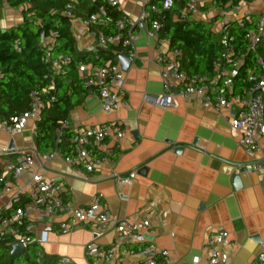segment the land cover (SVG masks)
<instances>
[{
    "label": "crops",
    "instance_id": "0c3cea01",
    "mask_svg": "<svg viewBox=\"0 0 264 264\" xmlns=\"http://www.w3.org/2000/svg\"><path fill=\"white\" fill-rule=\"evenodd\" d=\"M235 2L250 20L264 8V3L258 0ZM223 9L220 4H206L192 21L213 22L214 26L222 20ZM117 10L121 16L134 20L141 12L139 4L132 0H121ZM22 19L21 10L4 7L0 28L9 31ZM80 20L75 17L71 22L76 48L94 58L106 48L99 47L88 33L75 35ZM145 29L137 25L133 30L137 57L124 72L126 105L106 114L96 93L88 90L82 93L81 104L68 114V128L73 134L105 124L121 129L123 139L110 146L108 161L90 173L83 169L77 173L65 163L66 156L55 149L47 153L56 151L52 158L43 161V155L35 148L37 123L34 126L29 123L11 135L0 131V176L25 186L38 174L59 183L63 201L73 207H87L99 196L101 208L112 219L146 218L151 223L154 242L167 250L176 263H189L193 257L201 256L208 233L223 230L235 244L233 249L226 250L229 264H252L264 247V136L259 140L260 150L247 153L239 144L240 133L230 128V119L237 108L218 113L204 109L200 99H183L180 87L175 88L173 107L161 109L151 104L150 100L161 92V65L157 57H166L171 49L168 40L159 39L158 35L149 38ZM114 63H118L117 57ZM210 79L216 80L214 75ZM11 143L14 150L31 153L33 161L16 181L3 172L4 166L15 160L13 155L3 154ZM176 145L183 146L180 152L175 151ZM241 165H247L242 172ZM133 171L135 177L130 184L114 179L115 175L125 177ZM235 176L240 182L237 188L233 184ZM4 203L2 199L0 206ZM110 227L99 238V245L112 242V224ZM91 238L90 227L82 224L65 234H49L46 244L30 246L36 247L32 254L24 250L12 257L13 242H8L7 253L12 259H26L30 255V264H36L37 250L42 251L49 264L58 257H66L72 264H88L84 246Z\"/></svg>",
    "mask_w": 264,
    "mask_h": 264
},
{
    "label": "built area",
    "instance_id": "2783aa9c",
    "mask_svg": "<svg viewBox=\"0 0 264 264\" xmlns=\"http://www.w3.org/2000/svg\"><path fill=\"white\" fill-rule=\"evenodd\" d=\"M96 2L97 0H91ZM139 4L141 12L137 19L121 16L114 20L111 13L103 6L86 18L80 20L75 35L90 34L101 48H120L118 54H124L134 61L137 57L133 30L137 25L146 29L149 38H155L162 28L161 19H151V13L161 14L172 6L171 0H163L160 6H150V0H132ZM236 0H190L180 12L181 20H195L200 15L201 7L212 3L224 7L222 20L212 27L217 34L222 54L213 60L215 81L207 76L187 77L180 69L177 58L180 55L176 49L171 50L166 57L158 56L161 65V92L150 100L154 106L165 109L174 106L175 88L180 87L179 95L183 99L197 98L202 101L204 109L215 112L221 110L237 112L230 119V128L240 133L239 144L247 153L260 150L259 140L264 136V8L254 20L242 12ZM264 3V0H258ZM121 0H107L112 8H119ZM62 14L72 22L75 18L73 7L67 4ZM240 14V16H239ZM115 23L117 33L103 34L98 31ZM232 25L245 29L240 45L237 36L232 31ZM55 33L52 34L54 36ZM116 55V56H117ZM250 57V59H249ZM97 60V56L94 57ZM70 62L68 57L45 60V64L59 73L62 67ZM247 68L245 81L247 88L241 94H233L232 88L239 78L243 67ZM77 70L84 79L87 90H93L100 101L101 109L108 114L120 105H126L124 89V72L118 63L106 62L102 66L90 64L79 65ZM49 75H45L47 79ZM53 84L51 82V89ZM29 107L25 112L13 115L8 119L0 117V131L14 134L23 130L29 123L36 125L42 112L54 102V96L49 92L30 93ZM68 127L64 121L56 130V142L59 143L63 130ZM121 129L113 124H105L85 128L74 135L72 139V155L64 161L76 169L92 172L95 167L108 161L112 144H119L123 139ZM54 153L42 156L43 161L52 158ZM4 155H13V163L4 166L5 175L12 181L20 178L32 165V155L29 152L7 150ZM37 155V154H36ZM135 177V171L128 176H114L121 184H130ZM0 245L13 242L23 250L31 245L47 243L51 233L65 234L71 228L88 225L92 238L84 246V255L88 264H229L226 250L233 249L235 244L229 240L228 233L223 230H213L201 246V256L193 257L189 263L172 261L170 253L161 249L153 240V231L148 219L129 220L112 219L108 212L100 206V197L93 199L87 207H73L64 202L62 189L55 180H45L34 174L25 186L15 185L4 176H0ZM59 219V220H58ZM58 220L57 222H55ZM112 224L113 240L108 245H99V238L110 231ZM36 264H49L41 250L35 253ZM53 264H72L66 257H58ZM252 264H264V247L255 256Z\"/></svg>",
    "mask_w": 264,
    "mask_h": 264
},
{
    "label": "trees",
    "instance_id": "16d2710c",
    "mask_svg": "<svg viewBox=\"0 0 264 264\" xmlns=\"http://www.w3.org/2000/svg\"><path fill=\"white\" fill-rule=\"evenodd\" d=\"M163 0H150V6H160ZM172 6L161 14L151 13V19H161L162 28L158 31L159 39H166L171 50L179 52L177 58L180 69L187 77L215 74L213 60L222 54L217 34L212 31L213 22L181 20L180 12L190 0H171ZM250 1V0H247ZM67 4L73 7V15L86 18L99 6L106 8L114 20L121 17L116 8L109 7L107 0H0V18L4 7L22 11V22L9 31L0 28V117H9L25 112L30 103V93L47 91L54 96V102L42 112L36 127L35 148L40 155L50 150H58L64 156L72 155L73 132L63 130L59 143L55 139V130L68 119L71 110L81 104L82 93L88 90L77 67L81 64L102 66L115 62L120 48H106L97 52V60L89 53H81L76 48V40L71 32V21L62 12ZM240 45L245 29L231 27ZM103 34H115L117 29L112 22L99 28ZM55 33L54 36L52 34ZM68 57L70 62L57 73L45 64L47 58L53 60ZM250 59V57H249ZM247 63L236 79L233 94H241L247 88L245 81ZM45 75H49L44 79ZM51 82L53 88L51 89ZM237 89V91L235 90ZM8 243L0 245V264H30L32 257L10 258ZM36 247H27L32 254Z\"/></svg>",
    "mask_w": 264,
    "mask_h": 264
},
{
    "label": "water",
    "instance_id": "95a60500",
    "mask_svg": "<svg viewBox=\"0 0 264 264\" xmlns=\"http://www.w3.org/2000/svg\"><path fill=\"white\" fill-rule=\"evenodd\" d=\"M116 57H117V60H118V63H119V66H120L121 70L123 72L127 71L129 65L131 64V59L128 56L124 55V54H118ZM182 148H183V146L176 145L175 146V151L180 152L182 150ZM13 149H14V146L11 143L9 145V147H8V150H13ZM246 167H247V165H241L240 166V172L244 171L246 169ZM233 184H234L235 188L240 187L239 178L237 176H235L233 178ZM10 250H11L10 251V255L12 257L18 256V255L22 254L23 251H24L23 248L20 245H17V244L12 245Z\"/></svg>",
    "mask_w": 264,
    "mask_h": 264
}]
</instances>
